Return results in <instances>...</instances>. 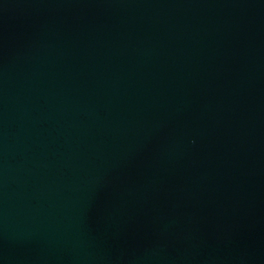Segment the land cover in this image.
Wrapping results in <instances>:
<instances>
[{"label":"water","instance_id":"95a60500","mask_svg":"<svg viewBox=\"0 0 264 264\" xmlns=\"http://www.w3.org/2000/svg\"><path fill=\"white\" fill-rule=\"evenodd\" d=\"M0 264H264V0H0Z\"/></svg>","mask_w":264,"mask_h":264}]
</instances>
